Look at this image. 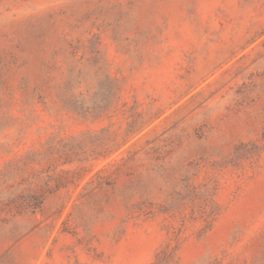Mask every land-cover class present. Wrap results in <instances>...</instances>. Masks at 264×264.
Listing matches in <instances>:
<instances>
[{"label":"rangeland","instance_id":"374dc122","mask_svg":"<svg viewBox=\"0 0 264 264\" xmlns=\"http://www.w3.org/2000/svg\"><path fill=\"white\" fill-rule=\"evenodd\" d=\"M0 264H264V0H0Z\"/></svg>","mask_w":264,"mask_h":264}]
</instances>
